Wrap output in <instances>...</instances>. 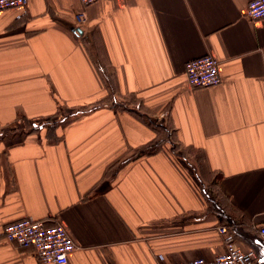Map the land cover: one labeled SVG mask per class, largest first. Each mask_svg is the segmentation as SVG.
<instances>
[{"label":"crops","instance_id":"crops-1","mask_svg":"<svg viewBox=\"0 0 264 264\" xmlns=\"http://www.w3.org/2000/svg\"><path fill=\"white\" fill-rule=\"evenodd\" d=\"M251 1L0 10V264H43L3 235L27 217L63 224L78 247L68 264L211 260L224 224L264 264V19L248 18ZM204 55L222 82L189 87L187 63ZM159 126L200 154L195 170L165 145L138 157Z\"/></svg>","mask_w":264,"mask_h":264},{"label":"built area","instance_id":"built-area-1","mask_svg":"<svg viewBox=\"0 0 264 264\" xmlns=\"http://www.w3.org/2000/svg\"><path fill=\"white\" fill-rule=\"evenodd\" d=\"M84 7L101 0H80ZM29 0H0V10L16 9L26 12ZM252 21L264 19V0H252L247 9ZM79 27L87 22L85 11L76 14ZM187 84L192 88L214 87L222 82L220 63L212 55H204L187 63ZM223 236V252L211 260L196 258L190 261H167L163 255H157L159 264H255L258 253L254 249L243 251L237 243L234 231L226 224L219 225ZM264 239V224L258 227ZM4 237L19 247H33L38 260L43 264H68L70 255L78 249L62 223H53L31 218L19 219L6 225Z\"/></svg>","mask_w":264,"mask_h":264},{"label":"rangeland","instance_id":"rangeland-1","mask_svg":"<svg viewBox=\"0 0 264 264\" xmlns=\"http://www.w3.org/2000/svg\"><path fill=\"white\" fill-rule=\"evenodd\" d=\"M67 117H65V118H67ZM50 122L42 121L40 123H34V127H32V128L40 130L41 127L49 124ZM28 128L31 129L30 126H28ZM9 133H10L9 130H7L6 132L4 131V133L0 132V137L5 136V134H9ZM159 142L161 143V145L167 146L168 149L173 153L174 156L178 157L179 159H183V160L185 159V162L188 163V165L192 168L191 169L192 171L196 169L195 163H196L197 158H200V157H198V156H200V154L194 155L192 151L182 148L180 146V144L176 141L175 137L173 136V134L171 133L170 130H168L166 133L165 132L161 133V135L159 137ZM162 142H163V144H162ZM187 159H189L190 161H188Z\"/></svg>","mask_w":264,"mask_h":264},{"label":"trees","instance_id":"trees-1","mask_svg":"<svg viewBox=\"0 0 264 264\" xmlns=\"http://www.w3.org/2000/svg\"><path fill=\"white\" fill-rule=\"evenodd\" d=\"M169 129L164 128L159 126V137L161 135L162 132H167ZM163 144V142H162ZM163 145H161V143L159 142V139L156 140L155 142L147 145L146 147L142 148L140 151H138V157H142L144 155H149V154H153L157 151H159V149L161 150Z\"/></svg>","mask_w":264,"mask_h":264},{"label":"water","instance_id":"water-1","mask_svg":"<svg viewBox=\"0 0 264 264\" xmlns=\"http://www.w3.org/2000/svg\"><path fill=\"white\" fill-rule=\"evenodd\" d=\"M77 32H78V33H82V31H81L80 29H77Z\"/></svg>","mask_w":264,"mask_h":264}]
</instances>
